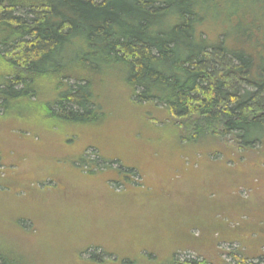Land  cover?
Returning a JSON list of instances; mask_svg holds the SVG:
<instances>
[{"label": "trees", "instance_id": "1", "mask_svg": "<svg viewBox=\"0 0 264 264\" xmlns=\"http://www.w3.org/2000/svg\"><path fill=\"white\" fill-rule=\"evenodd\" d=\"M212 21L215 25L209 29ZM114 78L127 87V102L138 112L142 128L150 127L156 141H167L170 147L166 154L173 160L160 187L176 186L178 173L194 176L205 158L221 160L225 169L219 171L228 174L240 172L241 159L249 153L246 162L264 169V0H0L3 119L14 102L36 106L44 94L49 102L37 113L41 126L49 123V132L72 127L94 131L108 119L98 100L111 90ZM164 131L166 136L159 138ZM63 135L71 162L62 168L76 172L75 179L123 186L124 205L133 216L139 219L140 212L149 209L144 215L155 217L143 192L153 197L156 186L147 184L145 175L136 168L137 173L132 172L133 166L113 167L117 159L102 158V170L98 160L87 155V149L100 148L98 144H82L73 133L67 138L66 131ZM136 174L142 181L133 179ZM207 201L211 199L200 202L202 221L188 228H174L166 218L162 225L168 226L161 233L168 234L161 247L167 241L170 251L164 264H264L263 247L254 245L256 230L248 234L230 216L224 219L218 210L212 212L215 206L209 209ZM186 207L175 204L164 210L183 216ZM189 216V221L196 218ZM146 221L139 222L143 229ZM12 242L14 249L0 237V264H37L30 250ZM222 242L239 244L227 253L230 260L218 249ZM187 248L202 262L175 257ZM143 251H136L141 258ZM98 258L93 253L85 263Z\"/></svg>", "mask_w": 264, "mask_h": 264}, {"label": "rangeland", "instance_id": "2", "mask_svg": "<svg viewBox=\"0 0 264 264\" xmlns=\"http://www.w3.org/2000/svg\"><path fill=\"white\" fill-rule=\"evenodd\" d=\"M209 23L211 29L215 22H211L212 26ZM108 88L111 90L102 93L98 100L104 107L103 112H109L108 119L104 118L94 131L72 127L49 132V123L41 126L42 120L37 113V108L49 102L48 95L44 94L38 98L36 106L26 100L14 102L4 119L0 108V237L7 240L6 247L14 249L12 241H17L22 250H30L37 264H86L93 253L105 259L98 258L93 264H164L170 248L167 241L161 247L168 234L161 233L168 226L162 224L167 218L172 227L185 229L188 224L202 221L204 212L200 202L208 198L211 199L207 201L209 209L215 206L212 212L218 210L224 219L230 216V221L242 224L248 234L256 230L254 237L258 244H253L264 249V169L259 170L246 162L249 153L241 159L243 169L240 172H220V167H224L221 160L205 158L194 176L177 174L179 182L175 185L179 187L174 184L169 190L160 187L165 170L173 160L170 158L173 156L166 154L167 148L170 151L167 141H156L154 130L148 126L142 128L137 120L138 112L127 102V87L121 79L111 80ZM148 114L156 116L153 110ZM65 131L67 138L73 133L72 137L80 136L82 144L92 141L100 146L87 149L90 160H98L100 169L104 170L103 159H117L119 162L113 167L133 166L132 172L137 173L138 169L140 175H145L147 184L156 186L153 197L151 192H143L155 217L149 216V209L140 212L139 219L133 216L132 209L124 205L126 189L123 186L109 183L104 186L91 180L75 179L76 172L62 168H68L71 162L66 159ZM37 134L42 137H28ZM162 134L159 138L166 136L165 131ZM148 151L154 155L150 156ZM52 158H55L54 163ZM57 160L59 164H55ZM133 179L140 182L143 178L136 174ZM87 198L90 200L84 203ZM175 204L187 206L189 210L184 208L183 216L164 210ZM189 214L196 217L194 221L188 220ZM146 220L151 221L152 226ZM145 221L148 227L143 229L140 223ZM192 232L199 234L198 229ZM134 237L136 244H132ZM238 246V243L222 242L218 249L230 260L227 253L234 252ZM88 247L91 249L86 251ZM81 248L84 249L80 251ZM140 249L144 250V258L136 252ZM77 251L80 257L75 259L73 255ZM149 254H152L151 259L147 258ZM175 257L202 262L190 248L178 251Z\"/></svg>", "mask_w": 264, "mask_h": 264}, {"label": "crops", "instance_id": "3", "mask_svg": "<svg viewBox=\"0 0 264 264\" xmlns=\"http://www.w3.org/2000/svg\"><path fill=\"white\" fill-rule=\"evenodd\" d=\"M156 183V182H155Z\"/></svg>", "mask_w": 264, "mask_h": 264}]
</instances>
